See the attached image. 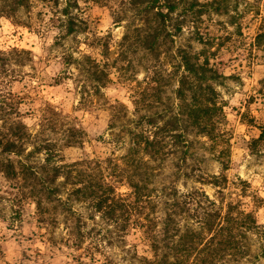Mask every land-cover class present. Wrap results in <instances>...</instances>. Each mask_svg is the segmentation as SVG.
<instances>
[{
	"label": "rangeland",
	"instance_id": "1",
	"mask_svg": "<svg viewBox=\"0 0 264 264\" xmlns=\"http://www.w3.org/2000/svg\"><path fill=\"white\" fill-rule=\"evenodd\" d=\"M177 2L164 25L160 22L153 50L145 36L159 22L152 11L131 7L128 0H59L58 5L29 0L11 17H0V117L23 120L32 138L27 150L39 145L57 152L46 164L44 149L25 159L37 172L29 182L56 187L49 197L40 194V209L18 181L0 174V264H104L107 259L142 264L138 237L122 239L119 228L88 200L76 198L70 182L60 176L50 183L45 165L101 156L112 171L145 174L159 197V216L173 189L201 188L216 198L217 188L196 175L221 170L213 150L221 146L212 148L207 137L189 128L186 144L153 160L132 140L142 114L182 115L175 88L184 73V52L208 59L219 74L210 83L222 104L220 128L229 140L225 198L236 196L232 181H247L263 200L255 205L244 196L242 201L264 229V147L257 152L247 147L264 121V0ZM69 19L71 33L66 32ZM145 94L153 102L143 100ZM117 186L128 191L123 180ZM263 246L264 237L253 235L248 255L218 264H264Z\"/></svg>",
	"mask_w": 264,
	"mask_h": 264
},
{
	"label": "trees",
	"instance_id": "2",
	"mask_svg": "<svg viewBox=\"0 0 264 264\" xmlns=\"http://www.w3.org/2000/svg\"><path fill=\"white\" fill-rule=\"evenodd\" d=\"M28 1L0 0V17H11L17 7ZM42 1L53 5L59 3V0ZM177 1L128 0L131 7L140 6L142 11H152L159 22L145 36L149 40L147 48L153 50L152 42L161 32L160 22L163 24L164 18L174 11ZM66 7L62 9L64 14H68ZM74 30V21L69 19L66 32ZM180 59L184 73L178 80L175 95L181 100L182 115L175 113L157 119L153 115L142 114L138 120L141 129L132 137L134 148L137 147L153 160L164 159L179 144H186L185 130L194 129L207 137L212 148L221 146L220 149H213L221 170L196 175L200 183L217 188L216 198H211L201 188L185 191L173 189L171 199L166 201L163 216L156 215L159 197L153 194L146 175H137L123 168L118 172L112 171L108 165H103L106 159L101 156L56 163L49 168L45 165L47 171L51 170L48 180L53 183L56 178L63 177L65 183L72 184L71 190L77 199L88 200L96 212L119 228L122 239L137 236L144 246V253L139 255L142 264H218L235 261L249 254L251 236L264 237V229L258 225L254 210L245 207L241 197L251 196L255 205L262 203L263 199L250 190L247 181L239 177L232 181L238 186L235 198H225L223 190L229 182L225 172L229 161V150L226 148L229 140L220 128L222 104L210 83L219 74L210 66L208 59L200 60L197 55L186 52L180 55ZM98 72L97 69L92 70L96 77L99 76ZM143 100L153 102L148 94L143 96ZM0 121V174L8 181H18L23 194L26 192L31 196L37 209H40V194L46 192L49 197L56 187L37 188L29 182L30 178L34 181L37 179V172L25 159L32 152L44 149L46 164L57 152L39 145L27 150L32 138L19 116L0 117ZM257 128L258 135L251 138L247 146L251 152L264 147V121ZM77 176L82 177L77 179ZM73 178H76L75 181ZM122 180L128 187L126 192L117 190V184ZM261 255L264 256V246ZM91 257L96 259L93 255ZM106 262L104 264H113L109 259Z\"/></svg>",
	"mask_w": 264,
	"mask_h": 264
}]
</instances>
